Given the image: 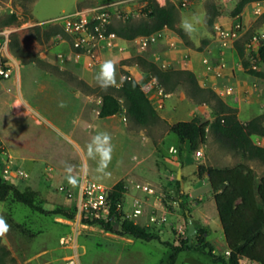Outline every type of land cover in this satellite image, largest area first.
I'll return each instance as SVG.
<instances>
[{
	"label": "rangeland",
	"instance_id": "obj_1",
	"mask_svg": "<svg viewBox=\"0 0 264 264\" xmlns=\"http://www.w3.org/2000/svg\"><path fill=\"white\" fill-rule=\"evenodd\" d=\"M157 1L175 6L179 27L184 18L193 23L191 38L165 27L133 39L85 33V46H77L78 35L62 22L67 15L82 11L95 20L100 7L111 5L104 30H113L128 20L145 19L148 0H0V31L9 34L7 61L14 68L12 77L0 82V176L21 189H34L48 209L76 211L68 218L40 213L12 197L0 199V216L10 225L0 237L10 250L8 264H169L170 243L189 236L188 216L197 228L193 238L199 231L216 254L228 257L239 247L242 264H264V162L216 140L210 128L212 105L199 103L186 83L164 96L156 85L147 90L160 114L155 123L137 124L125 109L100 117L105 91L95 80L101 63L111 59L119 86L131 76L146 89L152 74L136 59L143 55L163 69L194 71L201 86L212 88L247 122L264 113V78L244 67L235 46L243 42L250 65L264 70L254 57L264 43V0L248 2L236 15L239 0ZM219 28L230 31L227 44ZM194 117L200 119V145L191 150L171 125ZM98 132L108 133L113 145L106 174L98 173L96 162L86 156V145ZM253 140L264 145V135H253ZM172 146L178 154L170 152ZM66 166L72 167L77 185L68 183ZM201 166L206 168L202 174ZM85 178L110 188L123 180L121 212L128 218L134 198L142 195L132 179L157 186L159 198L149 197L146 214L133 220L160 240L119 235L85 222L77 200L59 188L76 189ZM151 213L166 219L152 222ZM174 264L222 263L191 249L181 251Z\"/></svg>",
	"mask_w": 264,
	"mask_h": 264
},
{
	"label": "trees",
	"instance_id": "obj_2",
	"mask_svg": "<svg viewBox=\"0 0 264 264\" xmlns=\"http://www.w3.org/2000/svg\"><path fill=\"white\" fill-rule=\"evenodd\" d=\"M251 1L259 0H239L235 6L234 14H239L244 6ZM147 17L137 23L130 20L125 25L113 30L118 36L126 39H133L137 36H148L165 27L177 31L184 37V31L178 26L175 6L169 2L160 4L157 0H148L145 5ZM13 19H17V15H12ZM42 26L36 27L37 35L40 36ZM236 49L239 56L243 59V65L249 72L264 78V70H257L250 65V61L245 57V46L243 42H236ZM257 57L264 63V43L258 47ZM34 57L32 60H36ZM137 61L141 66L149 71L153 76L159 79L163 85L165 92H172L177 85L186 83L192 96L199 102H207L212 105L215 118L210 123V128L218 142L232 149H239L246 157L251 159H259L264 162V145L254 142L253 135H264V113L254 116L247 122L240 120L237 116L236 109L226 103L212 88L203 87L199 84L194 71L190 69H163L156 62L137 55ZM135 84V87H133ZM116 92L106 91L102 93V103L99 110L100 117H108L119 113L125 109L127 115L140 125H151L155 123L160 114L153 104L143 85L134 77L126 76ZM124 98V101L121 100ZM171 130L176 133L181 142L188 143L191 150H195L200 145V119L194 117L191 120H179L171 125ZM2 149L0 147V153ZM206 168L201 166V174ZM181 180L177 179V183ZM126 185L123 180L116 182L110 189L111 208L110 213L102 218H85V222L100 224L105 230L116 232L119 235H130L135 238L144 240L159 239V235L150 231L144 225L128 218L118 210L117 207L121 203ZM12 197L14 200L28 205L35 211L43 214H60L68 218H74L76 211L59 206L53 209L46 208L37 197V192L31 187L21 189L14 183H9L0 176V199L5 200ZM188 215V214H187ZM119 223V227L115 228L114 223ZM1 243V239H0ZM172 252L169 256V264H174L179 253L183 250L196 249L200 250L212 257L215 262L222 264H242L239 260V247L230 252L228 257L216 254L212 246L206 243L204 236L197 232L195 238L190 240V236L181 240L179 244L170 243ZM10 250L0 244V264H8L7 258ZM10 259H13L10 257Z\"/></svg>",
	"mask_w": 264,
	"mask_h": 264
},
{
	"label": "built area",
	"instance_id": "obj_3",
	"mask_svg": "<svg viewBox=\"0 0 264 264\" xmlns=\"http://www.w3.org/2000/svg\"><path fill=\"white\" fill-rule=\"evenodd\" d=\"M112 10L113 7L111 5H104L100 7L99 11L95 15V20L90 19L82 11H76L64 17L62 19V22L65 24L66 29L72 31L75 35H78L76 45L85 46V33H93L98 37L117 35L114 31H110L107 33L106 30H104V25L106 24L108 16L110 15ZM219 29L220 37L223 39L224 43L227 44L230 31L224 28ZM256 41L257 37L254 36L253 42ZM8 42V32L3 30L0 31V82L12 77V75L14 74L13 65L9 61H7L8 56L6 54V47ZM251 44L252 41L249 43V46ZM258 47L255 51V59L258 58L256 54L258 51ZM252 67L256 69L255 65ZM150 77V84L146 89L144 88L145 91L147 92V90H152L154 89V86L157 85L158 93L163 96L167 95V93L164 92V89L158 86L157 77L152 75ZM170 152H172L173 154H178L179 151L178 148L172 146ZM197 154L199 156H203V153L200 150L197 151ZM132 183L137 191L142 192V195L136 196L134 198L133 206L128 212V216L131 219L145 215L147 211L146 205L148 202V198L153 196L159 198L160 195V191L158 190L157 186H155L152 182L135 181L134 179H132ZM59 188L67 196L75 198L77 200L81 213H83L87 218L99 219L105 216L107 217L109 215L111 208V188L105 185L103 182L96 179L85 178L80 181L76 189L65 185H60ZM117 209L121 210V204L118 205ZM149 216V220H151L152 222H157L158 220L166 219V216L164 215L160 217L159 215L153 213H151Z\"/></svg>",
	"mask_w": 264,
	"mask_h": 264
},
{
	"label": "clouds",
	"instance_id": "obj_4",
	"mask_svg": "<svg viewBox=\"0 0 264 264\" xmlns=\"http://www.w3.org/2000/svg\"><path fill=\"white\" fill-rule=\"evenodd\" d=\"M181 29L188 35L190 38L192 33L195 31V27L193 23L184 18L181 20L180 24ZM7 32V30H5ZM95 80L97 85L103 91H107L111 87H118L117 79H116V68L115 64L111 59L105 60L100 65V69L95 76ZM123 81H121L122 83ZM135 87V84H133ZM61 107L65 105L63 103L60 104ZM86 156L89 159H92L96 162V171L98 173L106 174V170L108 165L112 159L113 153V145L111 142V136L106 132H98L86 145ZM66 172L68 175L66 179L70 185H77L78 179L76 176L72 174L73 169L71 166H66ZM10 230V225L7 223L6 219L0 216V237L5 236V234Z\"/></svg>",
	"mask_w": 264,
	"mask_h": 264
},
{
	"label": "water",
	"instance_id": "obj_5",
	"mask_svg": "<svg viewBox=\"0 0 264 264\" xmlns=\"http://www.w3.org/2000/svg\"><path fill=\"white\" fill-rule=\"evenodd\" d=\"M178 179L181 178V169L179 170L178 172V176H177ZM187 220H188V223H189V226H188V235L190 236V240L193 239V236L195 235L196 231H197V228H196V225L194 223V221L192 220L191 217H187Z\"/></svg>",
	"mask_w": 264,
	"mask_h": 264
},
{
	"label": "crops",
	"instance_id": "obj_6",
	"mask_svg": "<svg viewBox=\"0 0 264 264\" xmlns=\"http://www.w3.org/2000/svg\"><path fill=\"white\" fill-rule=\"evenodd\" d=\"M181 168H179V170H180ZM181 171H182V169H181Z\"/></svg>",
	"mask_w": 264,
	"mask_h": 264
}]
</instances>
